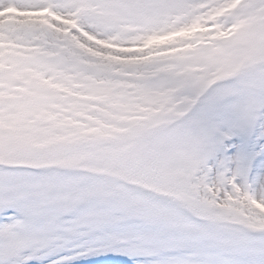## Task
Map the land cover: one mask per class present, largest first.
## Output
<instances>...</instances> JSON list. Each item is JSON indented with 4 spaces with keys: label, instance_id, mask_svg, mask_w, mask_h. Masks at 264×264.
Segmentation results:
<instances>
[{
    "label": "rangeland",
    "instance_id": "1",
    "mask_svg": "<svg viewBox=\"0 0 264 264\" xmlns=\"http://www.w3.org/2000/svg\"><path fill=\"white\" fill-rule=\"evenodd\" d=\"M64 73L88 75L78 91L98 108L81 110L93 122L83 123L78 145L56 151L47 85L59 86ZM173 83L171 92L151 91ZM0 85L24 91L0 111V264H264L254 236L264 232V0H0ZM122 91H148L135 99L145 109L135 111ZM109 100L118 114L107 113ZM107 119L131 140L111 159L100 155L104 137L95 129ZM203 126L217 144L201 170L197 156L194 169L158 166L168 148L202 155ZM143 133L162 152L135 153L148 147ZM24 155L47 167L15 175L2 166ZM62 161L68 168H53ZM187 210L203 221L181 224ZM163 221L181 225L160 231ZM173 241L174 249L163 246Z\"/></svg>",
    "mask_w": 264,
    "mask_h": 264
},
{
    "label": "trees",
    "instance_id": "2",
    "mask_svg": "<svg viewBox=\"0 0 264 264\" xmlns=\"http://www.w3.org/2000/svg\"><path fill=\"white\" fill-rule=\"evenodd\" d=\"M1 97H6L7 95L4 93V94H0ZM2 102H1V107H2Z\"/></svg>",
    "mask_w": 264,
    "mask_h": 264
}]
</instances>
